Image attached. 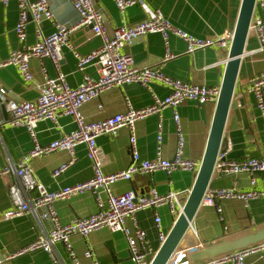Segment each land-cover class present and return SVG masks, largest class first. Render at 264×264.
Segmentation results:
<instances>
[{"label":"crops","instance_id":"0c3cea01","mask_svg":"<svg viewBox=\"0 0 264 264\" xmlns=\"http://www.w3.org/2000/svg\"><path fill=\"white\" fill-rule=\"evenodd\" d=\"M137 4L120 13L111 0H94L95 8L103 13L110 29L121 25H133L151 16V12L159 10L171 24L197 38L206 36H224L232 34L238 18L241 0H136ZM18 20L15 2H9L6 7L0 3V62L6 60L8 55L20 48L14 27ZM78 24V23H77ZM76 24V25H77ZM56 21H43L41 31L50 35L55 30ZM75 26V25H74ZM27 44L35 41L33 23L26 26ZM70 43L79 54L87 55L101 45V39L92 35L85 27H79L70 37ZM245 54L237 74V83L233 94L232 106L228 112L224 128V137L221 147L229 144L230 159L241 160L245 156L259 158L264 152L263 119L255 106V99L246 91L249 79L264 70L262 54L255 53L258 44L255 36L250 32L246 40ZM169 52L175 55L170 61L163 63L162 72L169 78L200 86H219L224 74L229 49L207 47L186 55V46L179 38L170 35L167 39ZM123 52L129 55L134 64L140 68L158 67L166 54V46L157 33L147 34L124 46ZM63 58L59 65V72L65 75V81L71 88H77L83 75L97 78L94 66L84 71H77L76 61L72 50L62 48ZM33 79L23 82L16 68L12 66L0 68V83L7 90L6 99L27 102L35 100L39 95L38 86L43 81L42 67H45L48 77L57 75L51 62L44 59L42 67L37 60L29 62ZM152 93L158 98L169 94V88L154 81L151 85ZM264 98V89H263ZM130 106L141 109L151 106L150 94L139 84L126 85L122 88L110 89L99 95L98 98L84 104L81 113L88 122H99L102 119L124 113ZM215 103L199 106L195 102H187L176 108L182 136L185 138L183 148L184 158L201 162L209 137V130L213 121ZM5 116L0 109V122L9 119L6 110ZM59 125L54 127L50 121L39 122L36 128V139L42 146L57 140L62 134L75 129L69 117L58 120ZM162 123V141L158 143L157 127ZM136 150L141 159L154 161L155 158L172 160L177 142L172 110L165 109L160 117L150 116L136 122L135 125ZM129 132L123 127L116 136L101 135L97 139V146L104 156L102 172L115 174L126 169L132 163L129 146ZM33 147L26 130L21 127L0 126V167L17 165ZM76 161L69 166L58 178L51 173L69 161L70 156L65 152H55L44 157L33 159L30 162L34 179L49 191H55L65 186L83 183L92 178L91 163L86 156L84 145L75 148ZM197 172L175 171L171 176L163 172L153 175H140L132 177L128 182L119 181L112 186L116 195L132 191L137 196L148 194L152 189L160 194L169 192L191 191ZM255 189L264 190V173L255 176ZM16 182L12 174L0 178V216L11 209L8 189ZM235 188L246 192L249 188V177L245 175H231L222 177L214 174L209 188L227 189ZM221 212L216 207L201 206L197 211L192 227L183 237L178 251L185 253L192 262L201 264L213 258L211 253L229 244L248 246L262 243L259 240L264 236V200H253L244 206L237 200H228L219 204ZM55 211L60 222L64 225L75 220H81L97 212L94 195L85 193L66 201L54 203ZM160 218L161 230L167 235L172 229L177 215L169 214L165 207L156 210H141L136 214V220L145 230L148 244L154 255L161 246L158 240V231L153 225L155 214ZM128 225L129 221L126 222ZM49 224L38 220L34 214L2 220L0 218V260L1 264H51L48 256L41 250L9 258L21 247L31 243L38 235L49 231ZM73 250L81 264H91V259L98 264H133L129 259L128 248L122 233L111 232L107 228L94 231L89 236L81 238L73 236L70 239ZM58 254L65 261V251L56 245ZM90 251L92 258H86L85 252ZM152 255L149 257H152ZM224 255V254H222ZM221 256V255H217ZM214 256V257H217ZM9 258V259H8ZM249 264H259L253 259Z\"/></svg>","mask_w":264,"mask_h":264},{"label":"built area","instance_id":"2783aa9c","mask_svg":"<svg viewBox=\"0 0 264 264\" xmlns=\"http://www.w3.org/2000/svg\"><path fill=\"white\" fill-rule=\"evenodd\" d=\"M68 1L80 15L79 23L68 28L63 25H55L54 32L45 35L41 31L43 21L54 22L48 0H0L4 7L9 2L16 4L18 20L14 32L20 45L19 49L12 51L6 60L0 62V68L8 66L16 68L21 80L25 83L31 82L33 79L29 67V62L32 59L37 60L41 67L44 59H47L57 71V75L50 78L45 67H42L43 81L38 86L39 95L35 100L27 102L7 100V90L0 83V101L6 105L9 114V119L0 122V126L7 124L9 127L24 128L33 143V147L17 165L0 167V178L11 174L16 177V182L11 184L8 189L11 209L3 213L0 218L8 221L12 218L34 214L38 220L49 224L50 229L47 233L38 235L31 243L21 247L9 258L41 250L48 256L51 264H65L55 247L60 245L70 264H81L71 245V237L79 236L85 239L94 231L107 228L111 232L123 234L133 264H149V257L153 253L148 244L145 230L137 223L136 214L141 210H156L165 207L171 216H178L183 210L182 207L189 192L174 191L160 194L157 190L152 189L148 194L135 196L132 191L116 195L111 188L119 181H130L137 174L153 175L159 171L171 176L175 171L197 172L200 162L184 158L185 138L180 131L179 118L175 110L178 106L189 101L203 106L207 103H216L220 85L200 86L164 75L162 72L163 63L175 57L168 50L167 39L170 35H174L182 40L186 46V55H189L207 47L229 49L232 34L197 38L174 27L159 10H155L145 20L133 25L115 27L112 30L113 37L109 39L107 30L103 27V13L95 8L94 0ZM111 1L120 13H124L126 9L137 4L136 0ZM29 22L33 23L35 31V41L32 44L26 43V26ZM88 25L92 26L93 35L99 37L102 43L97 50L87 55H81L72 48L70 37L79 27ZM249 26V33L251 32L255 36L258 44L255 53H261L264 60V0H256L255 11ZM152 33L161 36L166 46V54L158 67L140 68L134 64L129 55L123 52L124 46L137 38ZM62 48L72 50L77 71L81 72L89 66H94L97 78L93 79L84 74L80 85L77 88H71L65 81V75L59 72V65L63 58ZM154 81L169 88V94L166 97L158 98L152 93L151 85ZM132 84H139L150 94L151 100H153L151 106L134 110L127 102L128 109L124 113H118L99 122H88L84 119L81 113L84 104L98 98L105 91ZM263 89L264 70L252 76L246 86L247 93L255 99L256 109L264 123ZM165 109L172 110L175 125L177 142L174 157L172 160L161 157L155 158L154 161L143 160L136 150V122L154 115L160 117L161 112ZM64 117H69L73 121L75 129L62 134L57 140L46 144V146L40 145L36 139L38 123L47 120L57 127L58 120ZM123 127L127 128L129 132L132 163L126 169L119 170L115 174H104L102 172L104 156H102L96 141L101 135L116 136L119 129ZM157 133V140L160 143L162 141L161 122L158 124ZM80 145L85 146L86 156L92 167V178L55 191H49L34 179L30 166L33 159L55 152H66L70 156L69 161L51 173L53 178H58L76 161L75 148ZM229 147L227 143L226 147L219 149L213 168L214 174L222 177L246 174L249 177L250 189L240 192L233 187L227 189L207 188L199 207L214 206L220 213L219 204L224 201L237 200L246 206L250 201L264 200V190L255 189L254 177L258 173H264V153L259 158L247 155L241 160H235L228 157ZM34 193L35 196H33ZM85 193L94 195L97 212L84 219L75 220L66 225L62 224L57 211H55L54 203L82 196ZM127 221L130 222L129 225L126 223ZM153 225L158 231V240L161 244L166 235L161 230L160 218L157 213L154 216ZM183 254L185 253L177 250L171 256L168 264H180L179 260ZM255 255H260L259 259L264 262V241L245 249L213 257L201 264H245L247 257ZM84 256L88 259L92 258L90 251H86ZM91 264H98V262L91 259Z\"/></svg>","mask_w":264,"mask_h":264},{"label":"water","instance_id":"95a60500","mask_svg":"<svg viewBox=\"0 0 264 264\" xmlns=\"http://www.w3.org/2000/svg\"><path fill=\"white\" fill-rule=\"evenodd\" d=\"M48 3L50 10L53 13L54 20L59 26L63 25L66 28L72 27L81 20L80 15L75 11L72 4L68 0H48ZM255 4L256 0H241L238 18L229 43L230 47L225 61L226 66L224 74L221 79V83L219 84L220 92L215 103V110L213 114L214 118L209 130V137L204 151V157L200 162L195 181L184 202L182 212L177 216L172 229L166 235L165 240L161 243L157 252L150 258L149 264L169 263L168 261L178 250L183 237L192 227V222L200 208L199 206L201 200L214 175L213 168L217 159L218 151L222 145L227 115L232 106V97L237 83V74L241 65L242 57L245 54V43L249 35V24L255 11ZM103 27L107 30L109 39H112L113 31L110 29L106 21L103 22ZM85 28L92 33L91 25H88ZM0 109L3 116L6 117V105L1 101ZM134 194L137 196L135 191ZM35 195L36 194L34 193L33 196ZM263 239L264 236L259 240ZM238 248H243V246L240 247L234 244H229L226 247L215 250L211 253V256L214 257L217 255L228 254ZM259 257L260 255L247 257V259H245V264H249L253 259H257L259 264H264ZM191 260V256L188 258L187 255L183 254L180 257L179 262L180 264H190V262H192Z\"/></svg>","mask_w":264,"mask_h":264}]
</instances>
